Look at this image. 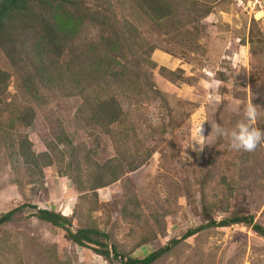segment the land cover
Here are the masks:
<instances>
[{"label": "rangeland", "instance_id": "1", "mask_svg": "<svg viewBox=\"0 0 264 264\" xmlns=\"http://www.w3.org/2000/svg\"><path fill=\"white\" fill-rule=\"evenodd\" d=\"M50 2L29 1L0 30V215L52 209L131 257L234 214L264 226V146L235 151L212 131L233 128L249 102L264 130V0ZM52 14L73 27L53 44ZM102 101L118 106L116 122L90 119L109 110ZM27 108L29 125L18 120ZM201 125L203 150L191 146ZM114 165L118 178L90 190ZM34 212L0 225V264H123ZM153 264H264V237L241 223L209 228Z\"/></svg>", "mask_w": 264, "mask_h": 264}, {"label": "trees", "instance_id": "2", "mask_svg": "<svg viewBox=\"0 0 264 264\" xmlns=\"http://www.w3.org/2000/svg\"><path fill=\"white\" fill-rule=\"evenodd\" d=\"M31 0H1L0 1V30L7 31L8 33L11 32V17L10 13L14 10L22 9L26 6V4ZM42 2L51 4L50 0H40ZM84 17V16H83ZM83 17L79 18V23L82 22ZM69 17H61L60 14H52L47 22L43 25V30L47 33L45 37L49 38V43H54V36L56 33L61 31L62 35L69 36L72 35L73 27L64 30V24L67 23ZM90 20H94V18L90 17ZM63 31V32H62ZM64 33V34H63ZM62 39L61 36H59ZM65 38H68L65 36ZM48 41H44L45 45L49 44ZM56 45V44H54ZM110 49V48H109ZM98 56V55H97ZM99 59V56H98ZM93 65H96L95 62H90L85 65L88 71H91ZM80 71V68H79ZM6 78V73L0 70V92L3 93L4 86L1 84L3 80ZM0 103L2 100L0 99ZM100 107L108 106L109 110L105 111V114H98L97 112H92L90 114V119L95 123H103L112 124L116 122L120 117V111L117 105H112L111 102H100ZM33 119V112L31 109L27 108L21 113L18 117V120L21 122L26 123L29 125ZM24 146L21 144V150L24 157L32 156L36 157L37 155L33 152L26 153L24 152ZM108 167V165H106ZM116 165L113 166L111 169L112 176L109 180H102L100 175H94L91 184L90 190H95L103 185H106L109 182L115 181L118 178V174L115 173L117 171ZM134 168H131V170ZM30 206L35 208V212L32 214L36 218L49 222L58 228L64 229L65 236L73 241L75 244L80 246H89L92 245V249L97 252L99 255L103 256L105 259H109L111 255L115 258H119L123 264H153L156 260H158L163 254L168 252L172 247L177 245L179 242L187 239L188 237L201 232L203 230L209 228H216V227H225L232 224H245L251 227V229L259 234L260 236L264 237V226L254 220V216L252 214H234L223 218L221 220H210L205 224L196 226L194 228L187 229L180 237L173 238L167 245L162 246L154 251H151L147 255L143 257H131L126 255H121L117 252L116 246L112 244H107L106 242L100 240L99 238L106 239L108 234L102 232L98 229L93 228H80L75 231L70 229V220L67 216L56 212L52 209L47 208H37L36 206H31L30 204L22 203L0 215V225L4 222H7L12 219L13 215L17 212H20L23 208Z\"/></svg>", "mask_w": 264, "mask_h": 264}, {"label": "clouds", "instance_id": "3", "mask_svg": "<svg viewBox=\"0 0 264 264\" xmlns=\"http://www.w3.org/2000/svg\"><path fill=\"white\" fill-rule=\"evenodd\" d=\"M233 111L239 117L231 129H226L217 124L212 131L217 138H227L229 147L235 151L254 152L258 147L264 146V130L257 127L259 112L252 102L247 103L243 110L237 105ZM207 144L202 134V125L193 133L191 146L199 145L203 150Z\"/></svg>", "mask_w": 264, "mask_h": 264}]
</instances>
